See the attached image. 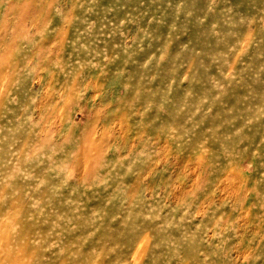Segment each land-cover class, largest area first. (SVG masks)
Returning a JSON list of instances; mask_svg holds the SVG:
<instances>
[{"label":"rangeland","instance_id":"374dc122","mask_svg":"<svg viewBox=\"0 0 264 264\" xmlns=\"http://www.w3.org/2000/svg\"><path fill=\"white\" fill-rule=\"evenodd\" d=\"M0 264H264V0H0Z\"/></svg>","mask_w":264,"mask_h":264}]
</instances>
